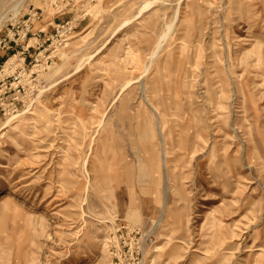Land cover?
I'll return each instance as SVG.
<instances>
[{
	"label": "rangeland",
	"instance_id": "rangeland-1",
	"mask_svg": "<svg viewBox=\"0 0 264 264\" xmlns=\"http://www.w3.org/2000/svg\"><path fill=\"white\" fill-rule=\"evenodd\" d=\"M2 1L0 264H264V0Z\"/></svg>",
	"mask_w": 264,
	"mask_h": 264
},
{
	"label": "bare ground",
	"instance_id": "bare-ground-1",
	"mask_svg": "<svg viewBox=\"0 0 264 264\" xmlns=\"http://www.w3.org/2000/svg\"><path fill=\"white\" fill-rule=\"evenodd\" d=\"M2 0H0V2H1ZM3 2V1H2ZM24 2H25V0H20V2H18L17 3V7H19V6H23V4H24ZM150 5H151V3H147L146 5H145V7L144 8H148V7H150ZM143 11V10H142ZM18 13V12H17ZM141 13V12H140ZM126 23V22H125ZM124 26V25H123ZM168 26V25H167ZM170 26V25H169ZM174 26V25H173ZM173 31V30H172ZM163 35V34H162ZM165 36V35H164ZM160 47L161 46H159V48H158V50L160 49ZM155 54V53H154ZM130 83V82H129ZM128 84V83H127ZM129 85V84H128ZM128 85H126V86H128ZM125 86V87H126ZM143 90H145V89H143ZM145 93H146V90L144 91ZM145 98V97H144ZM147 102H148V98H146L145 99ZM148 105L151 107V109L153 110V118H156V122H155V129L157 130V134H158V138H159V142H160V147H161V150H160V162H162V164H163V166L164 167H166V164H167V162H168V160H167V157H166V149H167V147L166 146H169V145H172L171 144V140H170V135L167 133V131H166V127H165V124H163L162 122V119L160 118V114H159V112H158V110H157V108H156V106L154 105V104H152V103H148ZM154 121H155V119H154ZM10 123V120L7 122V125ZM6 128V127H5ZM146 128V127H145ZM1 133V132H0ZM151 141V140H150ZM166 200V197L164 196L163 197V208H164V210H163V208H162V210H163V212H162V214L164 215L165 214V201ZM162 215V216H163ZM162 221V218H160V220H159V222L158 223H160ZM157 223V224H158Z\"/></svg>",
	"mask_w": 264,
	"mask_h": 264
},
{
	"label": "crops",
	"instance_id": "crops-1",
	"mask_svg": "<svg viewBox=\"0 0 264 264\" xmlns=\"http://www.w3.org/2000/svg\"><path fill=\"white\" fill-rule=\"evenodd\" d=\"M30 20H33L34 21V16L32 14V18ZM39 24V27L38 25L36 26V24L34 25V22H33V27L34 29H36L37 31L38 30H41V32L47 34L46 32V28H42L44 27L45 25L43 24V22L41 23H38ZM1 42H2V39L0 40V60H2L3 58H5V56L8 54V51L5 50V48L1 45ZM11 49H12V46H11Z\"/></svg>",
	"mask_w": 264,
	"mask_h": 264
}]
</instances>
